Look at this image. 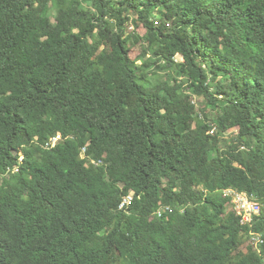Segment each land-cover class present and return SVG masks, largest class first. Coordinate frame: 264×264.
Returning <instances> with one entry per match:
<instances>
[{"label": "trees", "instance_id": "16d2710c", "mask_svg": "<svg viewBox=\"0 0 264 264\" xmlns=\"http://www.w3.org/2000/svg\"><path fill=\"white\" fill-rule=\"evenodd\" d=\"M0 264H264V0H0Z\"/></svg>", "mask_w": 264, "mask_h": 264}, {"label": "built area", "instance_id": "2783aa9c", "mask_svg": "<svg viewBox=\"0 0 264 264\" xmlns=\"http://www.w3.org/2000/svg\"><path fill=\"white\" fill-rule=\"evenodd\" d=\"M62 139V136L60 133H57L55 136H53L49 142L47 143L46 147H54L60 140ZM86 147L82 149V157H86L85 155ZM19 162L22 160L21 153L19 154ZM87 159L89 162L94 164L101 163V160H95L91 157L87 156ZM224 195L230 197V202L235 210L236 214L240 216V222L242 224H250L253 220V216L260 213L261 205L260 203L253 197V195H249L245 191H239L233 188H228L224 190ZM133 200V193L130 192L126 195H124L119 202L118 208L124 209L128 207ZM174 211L173 208H171L168 205H160V207L157 209L155 214L157 216H161L164 213H172ZM256 241H260L259 235H255ZM258 243V242H256Z\"/></svg>", "mask_w": 264, "mask_h": 264}, {"label": "rangeland", "instance_id": "374dc122", "mask_svg": "<svg viewBox=\"0 0 264 264\" xmlns=\"http://www.w3.org/2000/svg\"><path fill=\"white\" fill-rule=\"evenodd\" d=\"M51 19L53 20V16H51ZM128 31H135L136 33L143 35L145 33V29L141 26V25H137L134 22H130L129 26H128ZM130 57L134 60H136L137 62H140V48L138 45H132L130 44ZM193 101L195 102V105L197 107V110L200 111V109L205 108L202 117L205 120H211V116H212V110L210 109V107H206L204 100L202 98L196 97L194 96ZM235 129L236 128H232L229 130V132L225 135H223V138L225 141H231L235 138ZM229 208H231L229 206ZM252 242V239H248L245 243V245L243 246V249H245V246L249 243Z\"/></svg>", "mask_w": 264, "mask_h": 264}, {"label": "clouds", "instance_id": "9594fccd", "mask_svg": "<svg viewBox=\"0 0 264 264\" xmlns=\"http://www.w3.org/2000/svg\"><path fill=\"white\" fill-rule=\"evenodd\" d=\"M58 133H60V132H58ZM60 134H61V133H60ZM55 135H56V134H55ZM55 135H54V136H55ZM61 136H62V135H61ZM61 140H62V139H61ZM61 140H60V141H61ZM60 141H59V142H60ZM59 142H58V143H59ZM84 147H86V146H84ZM84 147H83V148H84ZM46 148H47V147H46ZM83 148H82V149H83ZM82 149H81V153H80L81 158H84V159L88 160V159H87L86 151H85V155H86V157H82ZM22 158H23V157H22ZM20 162H21V161H20ZM86 165H88V162H87V161H86ZM131 192H132V191H131ZM129 193H130V192H129ZM132 193H133V192H132ZM173 209H174V208H173ZM180 212L182 213L183 211L180 210ZM155 215H156V214H155Z\"/></svg>", "mask_w": 264, "mask_h": 264}]
</instances>
